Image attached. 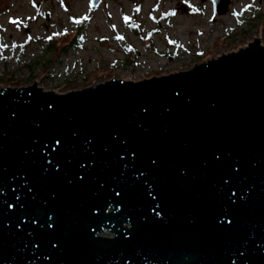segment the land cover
Listing matches in <instances>:
<instances>
[{
  "label": "water",
  "instance_id": "1",
  "mask_svg": "<svg viewBox=\"0 0 264 264\" xmlns=\"http://www.w3.org/2000/svg\"><path fill=\"white\" fill-rule=\"evenodd\" d=\"M0 264H264L260 39L139 80L1 85Z\"/></svg>",
  "mask_w": 264,
  "mask_h": 264
},
{
  "label": "rangeland",
  "instance_id": "2",
  "mask_svg": "<svg viewBox=\"0 0 264 264\" xmlns=\"http://www.w3.org/2000/svg\"><path fill=\"white\" fill-rule=\"evenodd\" d=\"M77 30L79 46L64 51ZM254 37L264 44V0H230L220 14L211 0H101L95 8L90 0H0V75H9L0 86L36 81L64 92L111 77L139 80L187 69Z\"/></svg>",
  "mask_w": 264,
  "mask_h": 264
},
{
  "label": "trees",
  "instance_id": "3",
  "mask_svg": "<svg viewBox=\"0 0 264 264\" xmlns=\"http://www.w3.org/2000/svg\"><path fill=\"white\" fill-rule=\"evenodd\" d=\"M129 25L133 26V24L131 22L128 23ZM81 34H80V31L77 30L76 33L74 34V36L72 37V39L70 40V42H68V44L66 46H63V50L65 51L68 47H77L79 46L80 42H81ZM48 47L49 49H53L54 47V41H50L48 43ZM47 47V48H48ZM27 65L30 67V69L33 68V62H28ZM13 75V74H12ZM14 76V75H13ZM29 79H32L31 77H29ZM0 82H3V77H0Z\"/></svg>",
  "mask_w": 264,
  "mask_h": 264
},
{
  "label": "snow or ice",
  "instance_id": "4",
  "mask_svg": "<svg viewBox=\"0 0 264 264\" xmlns=\"http://www.w3.org/2000/svg\"><path fill=\"white\" fill-rule=\"evenodd\" d=\"M248 7H251L250 5L248 6ZM195 10V9H194ZM137 11H139V9H137ZM235 15H237V16H239L241 13H234ZM169 15H175V13L173 12V13H169ZM84 19H88V17H84ZM128 18L127 17H125V20H127ZM12 23H17V21H15V20H13L12 21ZM76 23H80V21H76ZM59 33H55L54 35H58ZM119 39H123V37H118ZM28 39L30 40V39H32V37H28ZM48 39L49 40H51L52 39V37H48ZM81 39H83L82 37H81ZM174 43V42H173ZM21 47H23V46H21Z\"/></svg>",
  "mask_w": 264,
  "mask_h": 264
},
{
  "label": "flooded vegetation",
  "instance_id": "5",
  "mask_svg": "<svg viewBox=\"0 0 264 264\" xmlns=\"http://www.w3.org/2000/svg\"><path fill=\"white\" fill-rule=\"evenodd\" d=\"M46 18H49V15H46ZM4 60V59H3ZM35 63V61L33 62V64ZM3 72H1V75H0V77H3V78H5V77H9V75H8V73H4V74H2Z\"/></svg>",
  "mask_w": 264,
  "mask_h": 264
}]
</instances>
